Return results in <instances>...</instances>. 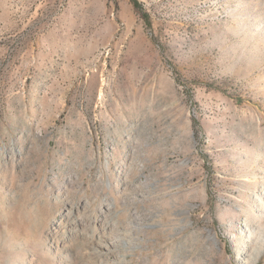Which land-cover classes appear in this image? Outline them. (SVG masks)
<instances>
[{"label":"rangeland","instance_id":"obj_1","mask_svg":"<svg viewBox=\"0 0 264 264\" xmlns=\"http://www.w3.org/2000/svg\"><path fill=\"white\" fill-rule=\"evenodd\" d=\"M136 1L0 0V264H264V0Z\"/></svg>","mask_w":264,"mask_h":264},{"label":"bare ground","instance_id":"obj_2","mask_svg":"<svg viewBox=\"0 0 264 264\" xmlns=\"http://www.w3.org/2000/svg\"><path fill=\"white\" fill-rule=\"evenodd\" d=\"M114 228V227H113ZM105 231V230H104ZM110 231V230H109ZM113 231V230H111ZM110 231V232H111ZM77 233V232H76ZM119 230H115L112 233H102L99 235L97 241L89 243L91 250L94 252L93 259L97 260V264H109L107 260H110L109 256L118 250L119 246ZM91 237V236H90ZM80 238V237H79ZM86 245V244H85ZM89 247V246H88ZM88 252V251H87ZM116 254V253H114ZM91 255V256H92ZM64 256V255H63ZM118 256V255H117ZM96 262V261H95ZM116 262V261H115ZM121 262V261H120ZM112 263V262H111ZM114 263V262H113ZM112 263V264H113ZM117 263V262H116Z\"/></svg>","mask_w":264,"mask_h":264},{"label":"trees","instance_id":"obj_3","mask_svg":"<svg viewBox=\"0 0 264 264\" xmlns=\"http://www.w3.org/2000/svg\"><path fill=\"white\" fill-rule=\"evenodd\" d=\"M133 2H134V4H135V6H138V3H137L136 0H133Z\"/></svg>","mask_w":264,"mask_h":264}]
</instances>
